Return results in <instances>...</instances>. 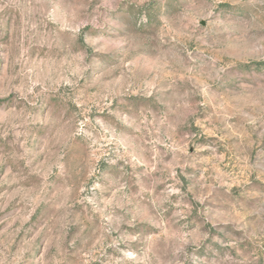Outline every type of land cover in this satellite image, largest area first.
<instances>
[{
    "label": "rangeland",
    "instance_id": "1",
    "mask_svg": "<svg viewBox=\"0 0 264 264\" xmlns=\"http://www.w3.org/2000/svg\"><path fill=\"white\" fill-rule=\"evenodd\" d=\"M0 264H264V0H0Z\"/></svg>",
    "mask_w": 264,
    "mask_h": 264
}]
</instances>
